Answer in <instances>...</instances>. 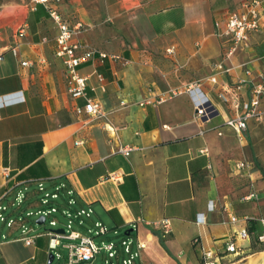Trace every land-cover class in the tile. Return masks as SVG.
<instances>
[{
  "label": "crops",
  "instance_id": "0c3cea01",
  "mask_svg": "<svg viewBox=\"0 0 264 264\" xmlns=\"http://www.w3.org/2000/svg\"><path fill=\"white\" fill-rule=\"evenodd\" d=\"M248 1L61 0L64 19L80 23L72 40L105 53L78 67L87 96L106 112L87 120L75 111L85 99L67 92L64 65L54 56L57 29L43 5L32 10L28 0L14 34H0V193L28 179L64 182L78 206H91L114 233L124 227L145 243L138 264H200L202 248L237 264L264 251L255 239L264 216V115L249 118L244 139H237L206 80L218 62L231 68L219 77L231 81L243 67L264 68V33H252L228 58V39L217 35L228 14ZM11 9L2 7L0 23ZM196 81L219 111L209 123L196 121L183 91ZM15 92V102L5 103ZM125 146H132L128 155L120 150ZM239 161L247 166L237 169ZM251 191L256 196L244 199ZM242 228L246 239L236 237ZM230 237L239 254L225 252ZM48 257L47 236L31 245L0 242V264H48Z\"/></svg>",
  "mask_w": 264,
  "mask_h": 264
},
{
  "label": "built area",
  "instance_id": "2783aa9c",
  "mask_svg": "<svg viewBox=\"0 0 264 264\" xmlns=\"http://www.w3.org/2000/svg\"><path fill=\"white\" fill-rule=\"evenodd\" d=\"M61 0H30V9L34 10L36 5L41 4L45 8L49 17L52 19L57 33L54 36V56L59 58L64 65V74L66 79L67 92L73 97H83L85 102L82 106H76L77 114L85 113L87 120H98L106 117L102 105L93 98L87 96L86 79L80 74L79 65L88 60L95 52L100 57L105 53L97 49L87 47L72 37L80 23L73 26L64 19L58 9V3ZM24 26L20 27L19 32L23 33ZM252 33H264V0H250L246 2L240 12H231L223 22V27L217 32V35L227 37L228 44L224 48L223 56L228 58L237 49L247 45ZM13 55L18 54L16 47H10ZM2 53H0V58ZM115 57V56H113ZM23 66H31V62L21 60ZM243 66V65H242ZM216 73L206 77L211 85V89L216 98L225 107L222 114V123L224 126L232 129L237 139L242 140L245 137L246 121L249 118L260 120L264 115V110L259 108L264 100V68H258L255 73L250 67H243V75L231 81L224 76L229 75L231 68L225 66L222 62L214 64ZM99 80L102 76L97 73ZM183 91L191 97L194 106V118L201 124L209 123L214 117L219 115L217 108L205 98L201 91V81H196L185 85ZM177 91H171L175 94ZM19 92L5 95V103L15 102L11 96ZM16 99V101H19ZM23 99V98H22ZM162 98H159L161 100ZM202 130H200V133ZM221 134V132H218ZM132 146L121 147L124 155H128ZM247 166L244 161L236 163V168L241 169ZM6 170V169H4ZM116 178L117 174L110 175ZM40 195L39 199L34 196ZM254 191L244 195V199L255 197ZM61 200L59 203L58 200ZM27 202V206L36 207L34 212L28 211L25 216L22 215V203ZM59 213L64 223L60 224L59 219L54 216ZM35 215L37 220L44 218L42 224L48 222L51 227L43 231H36L32 225H28L29 217ZM94 210L91 206H78L77 198L72 189L68 188L64 182H57L47 185L41 179H28L16 182L7 186L0 193V224L6 228L0 230V242L7 240L22 241L26 245L35 243L36 238L41 236L48 237V252L52 254L56 264H94L97 256L103 253L101 264H138L141 251L145 243L133 237L130 233H124L118 242L111 240L101 241L98 245L94 238L105 235L109 229L98 220H92ZM92 221L94 227V236L91 229L85 227V221ZM201 215L197 216V221H201ZM231 222H236L237 217L229 215ZM262 230L255 237L256 242L264 245V216L260 218ZM162 226L167 228V222L163 221ZM62 229V232L56 231ZM15 235H12V234ZM249 231L246 228L239 229L236 237L246 239ZM60 248L66 250L65 256ZM225 252L239 254L241 247L235 243V238L230 237L225 242ZM229 261L222 260L220 256L214 254L210 249H201L200 264H227ZM145 264V263H140Z\"/></svg>",
  "mask_w": 264,
  "mask_h": 264
},
{
  "label": "rangeland",
  "instance_id": "374dc122",
  "mask_svg": "<svg viewBox=\"0 0 264 264\" xmlns=\"http://www.w3.org/2000/svg\"><path fill=\"white\" fill-rule=\"evenodd\" d=\"M117 1V0H114ZM28 0H0V11L2 10V7L4 5H6L7 3H11L12 5V9L10 10V19L7 22L4 23H0V34H2L3 36H8L9 38L14 34L15 30L19 27V25L22 23V21L24 20L25 14L28 10V5H27ZM12 21V22H11ZM110 21V19H107V22ZM11 22V23H10ZM40 195H36L34 196V199H39ZM58 202L60 203L61 200L59 199ZM36 210V207L34 206H27V202L22 203V207H21V211H22V215L25 216L26 212L28 211H32L34 212ZM54 216H56L59 221L60 224L64 223V219L63 217L59 214V213H55ZM100 219H96V217H93V221L94 220H98L101 221L108 229L109 231L103 235V236H96L94 238V241L100 245L101 241H114V242H118L120 240V238L124 235L125 233V228L124 227H120L117 229V232L114 233V228H112V226H110L107 221H105V219L103 217H99ZM36 220V216L32 215L29 217V221L27 222L28 225H32L36 231H43L44 229H49L51 228L48 225V222H46L45 224H36L35 223ZM85 227L90 228L91 229V234L92 236H94V231H95V227L93 225L92 221H85ZM0 230L1 231H5L6 228H4L1 224H0ZM62 254L65 256L66 254V250L60 248ZM102 256L103 253H100L97 256V260L95 261L94 264H101L102 263ZM57 260L54 259L52 261L51 264H56Z\"/></svg>",
  "mask_w": 264,
  "mask_h": 264
},
{
  "label": "water",
  "instance_id": "95a60500",
  "mask_svg": "<svg viewBox=\"0 0 264 264\" xmlns=\"http://www.w3.org/2000/svg\"><path fill=\"white\" fill-rule=\"evenodd\" d=\"M44 221V218L41 217L37 220V223H40L42 224V222ZM56 231L58 232H62L63 230L62 229H57ZM126 233H129V232H126ZM53 261V256L52 254H49V257H48V261L47 263L48 264H51ZM237 264H264V251H261Z\"/></svg>",
  "mask_w": 264,
  "mask_h": 264
}]
</instances>
